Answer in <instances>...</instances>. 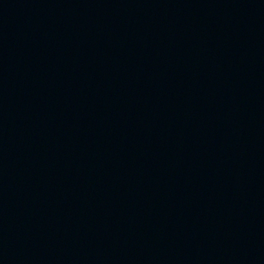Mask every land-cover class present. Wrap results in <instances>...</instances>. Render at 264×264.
Listing matches in <instances>:
<instances>
[{
  "label": "water",
  "instance_id": "1",
  "mask_svg": "<svg viewBox=\"0 0 264 264\" xmlns=\"http://www.w3.org/2000/svg\"><path fill=\"white\" fill-rule=\"evenodd\" d=\"M0 264H264V0H0Z\"/></svg>",
  "mask_w": 264,
  "mask_h": 264
}]
</instances>
